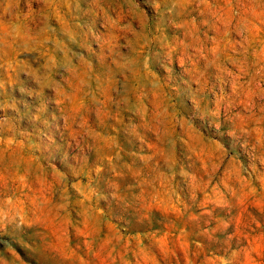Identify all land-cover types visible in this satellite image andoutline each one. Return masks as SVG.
<instances>
[{
    "label": "rangeland",
    "instance_id": "rangeland-1",
    "mask_svg": "<svg viewBox=\"0 0 264 264\" xmlns=\"http://www.w3.org/2000/svg\"><path fill=\"white\" fill-rule=\"evenodd\" d=\"M0 59V264H264V0H0Z\"/></svg>",
    "mask_w": 264,
    "mask_h": 264
},
{
    "label": "bare ground",
    "instance_id": "bare-ground-1",
    "mask_svg": "<svg viewBox=\"0 0 264 264\" xmlns=\"http://www.w3.org/2000/svg\"><path fill=\"white\" fill-rule=\"evenodd\" d=\"M17 38H19V37H17ZM3 61H4L3 59H0V62H3ZM8 70H9V65L8 64L4 63V64L0 65V71L3 72V74H2V76L4 78L3 80H5L4 82H1L0 83V97H3V98L6 97L7 90L10 89V86H9V78L10 77L8 75ZM0 106L2 107V109H3L4 112L9 113V108H8V105H7V101H3V103H0ZM6 121L7 120H4V122H6ZM1 125H3V124L0 123V126ZM2 131H4L3 128L1 129L0 132H2ZM1 225H3V224H1Z\"/></svg>",
    "mask_w": 264,
    "mask_h": 264
}]
</instances>
